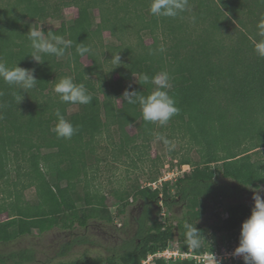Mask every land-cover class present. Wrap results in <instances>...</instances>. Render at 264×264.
<instances>
[{
    "label": "trees",
    "instance_id": "16d2710c",
    "mask_svg": "<svg viewBox=\"0 0 264 264\" xmlns=\"http://www.w3.org/2000/svg\"><path fill=\"white\" fill-rule=\"evenodd\" d=\"M150 2L64 1L65 5L78 8L77 16L43 31L62 35L71 41V46L62 57L41 54L39 62L31 56L30 21L54 16L53 6L48 0H15L7 6L0 5V63L34 69L38 80L18 104L14 96L16 87L0 79V183L8 182L15 172V176H23L29 185L35 186L39 200L32 207L21 205L19 194L13 199L10 218L0 220V243L30 233L32 228L87 227L91 219L114 222L115 217L103 209V197L97 192L87 189L85 204L78 205L77 185L85 182L84 186L89 187L93 168L89 159L96 156L98 139L104 132L113 130L119 135L115 152L133 153L138 159L144 153L142 147H148L160 135L166 125L144 121L140 104L127 103L122 94L128 89L137 91L138 96H147L155 85L141 83V75L151 78L161 72L170 75L168 91L178 109L167 128L196 149L198 163L183 155L176 159L178 164H189L192 169L175 181H164L158 189L138 186L132 200L129 192L121 196L126 198L121 213L133 200H141L135 231L125 239L122 250L96 256L84 251L75 259L41 264H140L174 239L183 242V250H188L183 227L186 221L197 224L205 237L194 248L196 253L209 250L204 242L210 247L220 246L210 251H220L221 244L215 243L219 233L226 236L224 244L239 240L238 231L254 206L230 199L251 193L249 185H264V163L253 158L254 150L264 147V58L253 47V41L259 39L257 24L264 16V0H188V8L193 5L194 22L207 23L197 36L187 22L189 9L175 18H158L150 13ZM158 27L171 40L167 46V40L161 43L156 34ZM148 28L154 33L150 44L141 37L137 43L128 44L121 37L129 29L139 34ZM105 30L114 37L107 44L103 40ZM77 43H84L91 52L83 57L78 55ZM161 48L163 52L159 51ZM118 50L125 57L120 55V65L111 60L118 77L109 89L103 75L107 52L113 55ZM83 58L91 62L86 64ZM62 76L84 83L92 102L62 103L54 92V85ZM72 106L76 109L70 111ZM57 109L77 129L70 139L60 138L53 131ZM130 125L137 128L133 134L128 131ZM159 177L157 172L151 179ZM220 177L230 182L220 181ZM178 202L185 205V211L174 222L173 208ZM209 202L212 208H221L224 203L226 215L219 213L204 226L201 219L208 212ZM161 203L169 213L164 219L160 215ZM128 223L124 219L123 224ZM85 241L86 238L77 236L65 242L60 253L65 255L75 243ZM30 260L33 256L27 249L0 254L2 264H31ZM150 264L168 263L155 257ZM176 264L203 263L183 258Z\"/></svg>",
    "mask_w": 264,
    "mask_h": 264
},
{
    "label": "rangeland",
    "instance_id": "374dc122",
    "mask_svg": "<svg viewBox=\"0 0 264 264\" xmlns=\"http://www.w3.org/2000/svg\"><path fill=\"white\" fill-rule=\"evenodd\" d=\"M15 0H0V5L7 6V4L13 3ZM53 6L54 16L46 19H32L30 21V27L32 30H41L47 27H58L62 21H70L78 14V8L75 5H65L66 0H48ZM189 5V16L187 17V22L194 36L198 35V32L204 27L205 23L194 22L193 16L191 14L192 6ZM98 10L96 11V16L98 15ZM149 15V14H148ZM99 16V15H98ZM232 26V24H229ZM207 26V25H206ZM231 30V29H230ZM163 28H156V34L159 36L162 43L163 39L167 40V36L163 34ZM104 43L107 44L114 39L109 30L104 31ZM122 39L128 43H137L141 39L145 41L146 44H150L154 40V33L148 28L141 33H134L130 29L126 33L122 34ZM165 37V38H164ZM169 40V39H168ZM166 41L167 44L171 40ZM107 50V49H106ZM108 63L105 64L104 68V79L106 80V86L109 89L114 87V81L118 77V74L112 70L111 60L112 56L117 54L125 55L121 50L115 52H107ZM84 63L89 64L91 61L88 58H83ZM120 102V100H119ZM76 107L72 106L70 111L75 110ZM166 126H163L159 136L167 138L171 143L166 146L163 141L158 140L157 136L153 139L148 147H142L144 153L141 159H138V155L131 153L126 155L125 153L115 152L114 144L119 140V135L113 130L111 133L104 132L103 135L98 139V147L96 150V156L94 155L89 159L90 164L93 165L91 170V176L89 181V187L86 188L85 182L79 183L77 185V192L80 195L77 203L78 205L85 204V194L86 190L89 189L92 193L97 192L98 196L103 197V202L105 210L111 212L115 217L114 222H106L105 220L91 219L87 227L76 226L73 228H64L61 226H54L47 228L45 230H40L39 228H32L30 233L20 235L14 239L7 242L0 243V254H6L10 251L27 249L33 256V260L29 262L31 264H41V263H55L64 260L75 259L80 256L84 251L89 252L90 255H108L112 252L120 251L123 248L124 241L127 237H130L135 231V217L141 212L140 202L141 200H133V202L127 206L124 213H121L123 208V202L126 198L122 199L121 196L125 195L127 192L130 193V199H133V194L135 188L138 186L150 187L152 189L160 188V185L154 187L151 178L152 176L159 173L162 176L169 171H172L176 167L179 169L181 166L178 164L177 160L183 155L190 156L194 162L197 164L199 160V154L195 148H190L187 144V139L180 137V134L172 135L171 131ZM130 134L137 131L135 125H130L128 127ZM135 159V163L133 161ZM253 158L264 163V147H259L254 150ZM177 159V160H176ZM189 165V164H188ZM221 165V164H219ZM214 166V165H212ZM187 169H192V166H186ZM189 171V170H187ZM181 175V173H180ZM175 177V176H174ZM178 177V176H177ZM159 179V178H158ZM220 181L226 182L228 179L219 178ZM175 181V178L173 180ZM232 183V182H231ZM264 188V185L261 187ZM19 194L21 198L20 204L35 206L38 203V198L36 194V188L34 185H29L26 182L25 177L15 176V172H12L11 178L8 182L1 181L0 183V220L5 221L10 218L11 213V202ZM262 197H264V192H261ZM230 200H242L252 206H254L253 192L243 193L240 197H233ZM162 205L161 217L164 219L169 216L166 207ZM211 202H209V208L207 214L201 219L204 226L209 225L212 221L220 215H226V206L222 203L221 208H212ZM173 211L175 217L173 221H176V217H179L185 211V205L178 202L174 205ZM20 217V216H18ZM20 219V218H18ZM124 219L128 220V225H124ZM241 231H238L240 236ZM77 236H82L86 238V241L81 243H75L70 251L65 255L61 254L62 245L70 241ZM226 239L225 234L219 233L216 237L215 243H220L223 246ZM219 244V245H220ZM206 248L217 249L220 246H211L208 242H204ZM168 247L183 250L186 246L178 239H174L168 243ZM161 258V257H159ZM181 258H176L174 260H166L168 264H176ZM207 260L210 264L214 261ZM153 260H151L152 262ZM150 262V263H151ZM142 263V261H141ZM140 263V264H141ZM149 263V264H150ZM0 264H2L0 262ZM228 264V263H227Z\"/></svg>",
    "mask_w": 264,
    "mask_h": 264
},
{
    "label": "clouds",
    "instance_id": "9594fccd",
    "mask_svg": "<svg viewBox=\"0 0 264 264\" xmlns=\"http://www.w3.org/2000/svg\"><path fill=\"white\" fill-rule=\"evenodd\" d=\"M187 9L188 0H151L150 2V13L158 18H175ZM257 36L259 39L253 41L254 51L259 57L264 58V16L257 24ZM28 40L30 41L31 56L37 62L40 61L41 54L62 57L65 55L66 49L71 46V41L65 40L62 35H57L52 31L45 34L42 29L30 30ZM159 51L163 52L164 49L161 48ZM76 52L83 57L89 54L91 49L84 43H77ZM112 59L113 63L121 64L119 54ZM0 79L10 86L16 87L17 91L14 96L18 104L24 100V93L33 89L38 82L34 69H26L18 64L9 67L0 63ZM140 81L143 84H154V90L147 96H138L137 91L126 89L122 94L123 99L129 104L137 102L140 104L144 121L158 122L160 125L167 124L178 111L176 101L168 91L170 75L167 72H161L150 78L147 74H142ZM54 92L65 104L88 105L92 102V96L86 85L75 82L71 76L60 77L54 85ZM55 116L57 123L53 131L60 138L70 139L77 129L59 109L55 111ZM157 139L163 141L166 146L171 143L163 136H157ZM247 187L253 192L254 207L251 215L242 223L239 246L233 255L242 257L244 264H264V197L261 195L264 188L260 186L252 188V185ZM196 225L187 221L183 225L186 243L192 248L199 247L202 239L205 238L202 230L198 229Z\"/></svg>",
    "mask_w": 264,
    "mask_h": 264
},
{
    "label": "built area",
    "instance_id": "2783aa9c",
    "mask_svg": "<svg viewBox=\"0 0 264 264\" xmlns=\"http://www.w3.org/2000/svg\"><path fill=\"white\" fill-rule=\"evenodd\" d=\"M186 166L189 167L188 164L182 165L180 169L176 167L172 171H169L168 173L160 176L159 179L152 182V184L154 185V187H157L158 185L161 186L164 181L173 180V178L176 179L177 176L180 175V173L182 174L183 172L190 170V167L189 169H187ZM238 246H239V240L234 239L230 242L225 243L220 251L214 250V251H204L202 253H196L194 251V248L192 247H189L188 250H180L178 248L175 249L171 247H166L163 250L148 255L145 259L142 260L141 264H149L151 260H153L155 257L156 258L161 257L165 260H169V259L174 260L176 258H181V259L194 258L197 260V262L203 264H210V262L207 260L208 258H211L209 259L210 261L211 260L214 261L213 264H223L225 262L228 264H238L239 262L244 263L242 257H237L233 255L235 249Z\"/></svg>",
    "mask_w": 264,
    "mask_h": 264
}]
</instances>
